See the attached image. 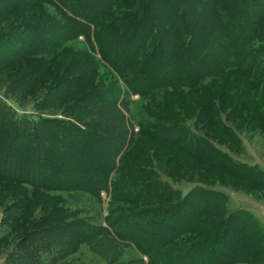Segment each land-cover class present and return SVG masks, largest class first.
<instances>
[{
  "label": "trees",
  "instance_id": "trees-1",
  "mask_svg": "<svg viewBox=\"0 0 264 264\" xmlns=\"http://www.w3.org/2000/svg\"><path fill=\"white\" fill-rule=\"evenodd\" d=\"M31 1L52 4L62 20L43 9L27 8ZM77 2L0 0V44L6 40L17 48L6 51L0 69L18 60L5 71V85L21 93L40 91L29 112H15L0 97V180L30 184L24 192L11 190L7 206L13 210L6 209V232L21 226L18 216L35 202L33 192H70L67 201L52 194L36 199L41 207L23 219L32 228L21 231L7 261L52 264L101 234L115 245L131 244L147 255L148 264H264V223L257 215L242 206L229 207L224 191L201 182L181 191L172 184L176 168L161 172L138 150L144 147V137L153 138L182 148L194 160V165L175 161L182 172L203 171L206 166L234 183L264 189L263 167L238 160L205 133L178 121L160 123L164 117L186 118L196 112L204 124L210 108L213 126L235 138L213 102L227 82L253 89L262 81L264 0ZM120 17L126 18L125 25ZM141 21L144 25L136 28ZM89 23L95 24L99 54L108 66L92 57L80 71L64 75L65 64L53 67L52 59L59 46L79 34L89 41ZM18 31L38 37L27 39ZM32 58L38 61L30 62ZM95 63L106 70L98 79L91 74ZM83 69L87 72L81 77ZM160 90L186 98L196 92L200 102L188 106V112L181 104L156 101ZM123 92L138 94L136 101H143L139 111L129 108ZM109 105L125 110L122 124L105 114ZM251 114L264 127V114L259 116L255 109ZM129 124H137V130ZM173 129L179 135L172 139L158 136ZM151 139L147 142L158 152L160 145ZM159 153L171 159L165 148ZM108 185L111 201L104 224L93 223L79 197H87V192L98 202L99 191Z\"/></svg>",
  "mask_w": 264,
  "mask_h": 264
},
{
  "label": "rangeland",
  "instance_id": "rangeland-1",
  "mask_svg": "<svg viewBox=\"0 0 264 264\" xmlns=\"http://www.w3.org/2000/svg\"><path fill=\"white\" fill-rule=\"evenodd\" d=\"M77 3L85 2L90 3L91 0H76ZM27 8L34 10L42 11V9L48 14L51 15L56 20H62L60 18V14L54 8V6L45 1H39L38 4H35L34 1L29 2L26 5ZM75 18V17H74ZM128 20L130 18H127ZM81 20V19H80ZM83 20V19H82ZM126 18L120 17L119 23L122 25L126 24ZM144 23L138 22L136 28H141ZM95 24L89 23L88 29V40L83 36V34L77 35L73 40L66 41L62 46H59L56 53L57 54L53 59L52 63L54 64L53 67H58L62 64H65L63 67V74L64 75H71L75 72L80 71L81 64L83 62L91 61L92 57L97 60V63H102L105 66H108L106 61L101 59L99 54V46L95 40L96 34H93ZM18 33L25 35L22 31H18ZM98 35V34H97ZM126 34L122 33L119 37L123 38ZM33 37H38L37 34L31 33L25 35L27 39H31ZM2 44V45H1ZM0 44V60L5 59L7 56L8 50H16V46H13L8 41L2 40ZM148 47V44H147ZM26 57V56H25ZM24 59V56L22 57ZM23 61V60H22ZM37 58H32L30 62H37ZM18 62L15 59L12 60L10 65H7L6 68L2 67L0 69V97H2L6 103L14 107L15 112H29L32 105L35 103L37 98L39 97V92H36L33 95L31 92L26 91L21 93L20 91L14 90L11 91L9 88V84L5 85V71H8L9 68L15 65ZM93 66L91 74L93 78L98 79L100 76L105 75L102 65ZM12 66V67H13ZM151 67H149V71H151ZM109 70V69H107ZM56 71V70H55ZM81 77L86 75L85 69L81 70ZM262 81H257L254 83V88L251 89L248 85H243L242 82H239V85H235L233 82H227L226 87H224L213 102L214 108L220 110V116L225 125H227L234 134V137H230L227 134V130H218L216 127L213 126L214 121L211 117V110L209 108L208 118L204 120L208 122L205 126L198 120L199 114L193 112L192 114L189 113L186 118L184 117H177L172 116L173 118L164 117L160 120V123H171L172 121H178L180 124H184L185 126H189L194 128L197 131L205 133L212 142H214L217 146L221 147L222 149L226 150L228 153L236 157L238 160L248 162V163H255L256 165L264 168V127L260 123L259 120H255L253 117L254 115L251 114L252 110L255 109V112L263 113L264 114V75L259 74ZM84 76V81L87 77ZM89 77V76H88ZM101 80H105L104 78H100ZM103 81V83L105 82ZM118 82L120 85L121 90L125 89V86L121 79L118 78ZM255 82V81H254ZM159 92V93H158ZM169 92L166 93L162 90L157 91L158 95L156 96V101L161 99L167 100L168 102H172L175 104H181L184 106V109L187 111L189 109L188 106L196 105L194 102H200L196 92L189 95V98L182 96L181 94H177L176 92ZM156 93V94H157ZM224 96H223V95ZM3 95V96H2ZM125 95V96H124ZM178 95V96H177ZM122 98L127 96V101L129 108L135 109L134 111H139L140 106L139 104L143 103V101L138 100V94L136 92H131L126 95L124 92L122 93ZM223 96V97H222ZM226 99H231L229 102L224 106V101ZM137 100V101H136ZM232 103V104H231ZM190 104V105H188ZM229 105L230 108H229ZM36 110V109H34ZM120 110V111H119ZM190 112V110H188ZM105 114L111 117V121L120 122L122 124L123 114L126 115L125 110L120 107L117 108L116 106L109 105L105 109ZM191 114V115H190ZM190 115V116H189ZM262 119H264V115H261ZM126 120V119H124ZM264 121V120H263ZM264 124V122H263ZM128 128H131L133 131H136L138 126L137 124L127 125ZM179 132L176 130H171L170 134H165L159 132L160 137H165L166 139L174 138ZM147 139H151L148 137H144V147L138 146L139 153H144V157L150 158L148 159V164L154 165L156 168L161 170V172H171L172 168H176L178 170V174L174 177L176 178L173 185H176L184 191L188 188L192 182H201L202 184H206L211 187L218 188L224 191L227 194V205L229 207L234 206H242L250 211H252L255 215H257L260 220L264 223L260 215V206L264 204V189L260 188H250L243 185V182L234 183L233 179H229V177L220 176V171L215 169H207L206 166H203V171H196L189 169V171H180L182 166L178 167V159L187 160L194 165L195 162L192 160L182 148L174 146H168L166 144L161 143L156 139H151L153 143L156 145H160V149L162 151L165 148L167 151L171 153V159L165 160V155L160 154L153 149L147 142ZM146 140V141H145ZM186 156V157H185ZM185 158V159H183ZM200 166V165H197ZM180 168V169H179ZM209 170V172H208ZM180 171V172H179ZM173 172V170H172ZM219 175V176H218ZM111 176V171L109 173ZM30 184L20 182V183H7L5 184L2 180H0V264H11L12 260L7 261V255L15 249L16 242L19 238H21V231H25L27 229H31L30 222H24L23 219L26 215L32 216L33 213H36L38 209L41 207L37 205L36 199L39 197L44 198L47 194H52L53 198H57L59 200L67 201L69 199L70 192L62 191V190H48L45 188H41L40 193L33 192L35 202L28 206V208L18 216V221L22 222L20 227H16L12 229L9 234L6 232L5 222L8 221V217L10 216V212L13 210L10 206H7V203L13 197L11 195V190H16L17 192H24L28 190ZM45 191V192H42ZM4 193V194H3ZM38 194V196H37ZM45 194V195H44ZM18 195V194H16ZM51 195V196H52ZM56 195V196H55ZM87 196L85 198L90 197L87 192L83 194ZM37 196V197H36ZM49 195H47L48 197ZM83 198V196L79 197L81 202H86V211L89 215L93 216V223L104 224L103 217L108 212V207L110 206L111 201V186L108 185L106 189H101L99 191V201H94L92 197L88 200ZM120 201V200H117ZM126 205L131 204L130 201H120ZM131 206V205H130ZM130 208V207H129ZM8 209V210H6ZM8 211L9 213H7ZM7 218V219H6ZM14 218V217H13ZM31 227V228H30ZM8 229V228H7ZM2 235V236H1ZM7 237V238H6ZM6 238V239H5ZM27 239V235H26ZM25 242V241H24ZM24 244V243H23ZM148 264L147 255L144 253H140L133 246L130 244L129 246H119L115 245L113 242L108 241L105 236L101 234H97L93 236V238H89V241L86 243H80L77 249L72 252H69L66 257H60L52 264Z\"/></svg>",
  "mask_w": 264,
  "mask_h": 264
},
{
  "label": "built area",
  "instance_id": "built-area-1",
  "mask_svg": "<svg viewBox=\"0 0 264 264\" xmlns=\"http://www.w3.org/2000/svg\"><path fill=\"white\" fill-rule=\"evenodd\" d=\"M260 215L262 220L264 221V204L260 206Z\"/></svg>",
  "mask_w": 264,
  "mask_h": 264
}]
</instances>
